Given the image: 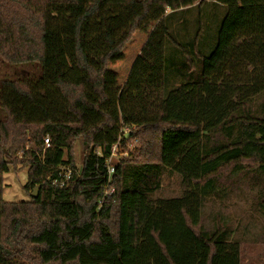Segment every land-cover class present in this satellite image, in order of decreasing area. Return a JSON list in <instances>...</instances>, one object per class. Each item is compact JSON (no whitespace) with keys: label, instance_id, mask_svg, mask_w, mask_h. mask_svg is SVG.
<instances>
[{"label":"trees","instance_id":"trees-1","mask_svg":"<svg viewBox=\"0 0 264 264\" xmlns=\"http://www.w3.org/2000/svg\"><path fill=\"white\" fill-rule=\"evenodd\" d=\"M106 1L0 0V264H242L226 219L212 217L207 229L201 217L205 201L224 194L221 179L242 173L263 186L257 210L264 218V0H199L185 8L174 0H123L141 11L118 42L104 34L107 50L96 63L74 33L76 66L92 101L84 82L46 80L59 47L46 27L47 7L73 5L77 31ZM151 6L169 9L158 118L128 127L120 148L137 144L108 174L107 139H116L118 119L101 109L105 71L146 26ZM88 112L101 116L96 125L85 126ZM17 165L27 168L24 190L38 188L31 201L2 198V175ZM59 167L71 169L64 186L52 184ZM166 174L179 177L182 191L156 198Z\"/></svg>","mask_w":264,"mask_h":264},{"label":"rangeland","instance_id":"rangeland-1","mask_svg":"<svg viewBox=\"0 0 264 264\" xmlns=\"http://www.w3.org/2000/svg\"><path fill=\"white\" fill-rule=\"evenodd\" d=\"M123 0H107L99 11L87 18L75 31V20L78 14L73 5H50L47 7L46 27L52 32L58 43L57 62L46 69V80L54 75L71 81L84 82L83 74L77 69L73 46L77 32L80 42L92 63L107 50L103 40L108 33L115 42L121 40L129 29V23L135 13L141 11L140 5L131 7ZM199 0H174L179 7H190ZM169 9L151 6L142 21L146 26L134 32L122 52L111 60L104 75L105 101L101 105L103 112L117 117L113 127L116 139L112 143L111 162L120 157H127L129 150L134 149L137 141L127 143L121 149L118 144L122 135H127L128 127L139 122H153L158 118L161 100V70L164 49V16ZM50 55V47L46 48ZM86 96L96 100L89 84L84 82ZM101 116L88 112L84 116L85 126L96 125ZM126 126H125V125ZM133 129V128H132ZM74 164L80 167L83 149L80 140L74 148ZM27 182V168L9 167L2 175V198L6 202L17 203L32 200V192L24 190ZM220 189L224 194L212 196L205 201L202 209L201 223L211 228L212 217L226 219L232 231V238L241 242L242 264H264V218L257 210V202L263 186L255 177L239 174L225 176L221 179ZM179 177L166 174L161 178L156 198H170L181 193Z\"/></svg>","mask_w":264,"mask_h":264},{"label":"built area","instance_id":"built-area-1","mask_svg":"<svg viewBox=\"0 0 264 264\" xmlns=\"http://www.w3.org/2000/svg\"><path fill=\"white\" fill-rule=\"evenodd\" d=\"M44 145H45V147L49 146L48 139H44ZM111 156H112V153H111L110 157ZM110 157H109V159L107 161L108 174H111L113 172V166H112V162L110 160ZM57 171H58V177L59 178H56L55 180H53L52 184L56 185V186H64L68 182V180L70 178L71 169L69 167H59Z\"/></svg>","mask_w":264,"mask_h":264},{"label":"water","instance_id":"water-1","mask_svg":"<svg viewBox=\"0 0 264 264\" xmlns=\"http://www.w3.org/2000/svg\"><path fill=\"white\" fill-rule=\"evenodd\" d=\"M37 190H38L37 187L33 190V193H32V197L33 198H36L37 197Z\"/></svg>","mask_w":264,"mask_h":264}]
</instances>
